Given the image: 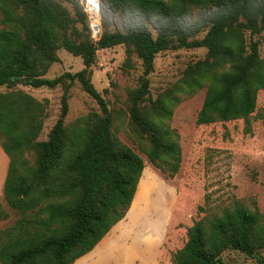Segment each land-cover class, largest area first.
Here are the masks:
<instances>
[{"label":"trees","instance_id":"trees-1","mask_svg":"<svg viewBox=\"0 0 264 264\" xmlns=\"http://www.w3.org/2000/svg\"><path fill=\"white\" fill-rule=\"evenodd\" d=\"M68 1L72 10L61 0H0V88L7 87L0 91V138L9 157L3 196L19 214L12 225L0 227V264H74L130 209L145 162L117 136L108 103L92 81L99 49L124 45L127 65L132 54L142 60L144 75L132 95V123L151 141V148L143 149L150 160L170 176L180 168L182 150L178 134L166 122L181 94L207 87L198 124L249 123L264 89L261 41L253 38L264 31V0H101L104 25L107 11H129L155 18L157 33L147 27L105 28L96 41L80 0ZM192 7L208 10L197 30L205 31L202 36L181 22ZM198 47L206 48L207 56L190 64L150 107L143 104L157 54ZM60 48L80 56L84 67L47 77L51 65L60 61ZM76 82L101 112L67 124ZM20 85L63 88L60 115L47 139L40 135L48 100ZM1 206L0 222L10 215ZM230 251L264 264V211L235 202L221 214L204 216L189 227L185 244L172 259L174 264H236L226 256Z\"/></svg>","mask_w":264,"mask_h":264},{"label":"rangeland","instance_id":"rangeland-1","mask_svg":"<svg viewBox=\"0 0 264 264\" xmlns=\"http://www.w3.org/2000/svg\"><path fill=\"white\" fill-rule=\"evenodd\" d=\"M61 1L73 9L70 1ZM91 3L96 4V0ZM89 8L93 9L90 3ZM208 16V10L192 7L181 22L191 33L202 36L205 31L197 34V30L203 28ZM105 21L104 25L101 20L102 32L105 28L126 31L147 27L154 35L157 33L155 18L129 11H107ZM246 36L249 40L250 34ZM253 38L261 41L263 56L264 31ZM58 55L60 61L51 65L47 77H56L64 71L77 72L84 67L80 56L64 48L58 50ZM206 56L204 47L158 53L148 75L149 93L143 104L150 107L151 101L172 89L190 64ZM126 60L124 45L99 49L91 78L108 103L117 136L143 158L145 167L127 215L74 264H174L173 253L185 244L188 229L197 220L221 214L235 202L251 210L264 211V89L258 93L257 108L249 123L235 119L198 124L207 87L190 96L181 94L171 120L166 122L178 134L182 150L180 168L170 176L150 160L143 149H150L151 141L132 123V95L140 87L144 65L136 54H132L130 65ZM20 87L39 100H48L49 113L40 135L41 140L47 139L60 115L63 88ZM6 90L5 86L0 88V91ZM93 111L101 112L98 102L76 82L71 88L66 123L71 124ZM8 165L9 157L0 138V184ZM0 202L10 214L0 222V227L4 228L12 225L19 214L4 199L3 190ZM226 256L236 264H259L256 259L235 251L227 252Z\"/></svg>","mask_w":264,"mask_h":264},{"label":"built area","instance_id":"built-area-1","mask_svg":"<svg viewBox=\"0 0 264 264\" xmlns=\"http://www.w3.org/2000/svg\"><path fill=\"white\" fill-rule=\"evenodd\" d=\"M80 3L87 14L93 38L98 40L102 34L101 0H96V4H92L91 0H81ZM89 3L93 9L89 8Z\"/></svg>","mask_w":264,"mask_h":264},{"label":"crops","instance_id":"crops-1","mask_svg":"<svg viewBox=\"0 0 264 264\" xmlns=\"http://www.w3.org/2000/svg\"><path fill=\"white\" fill-rule=\"evenodd\" d=\"M5 177H6V172H4V175L1 179V184H0V193H2V190H3V183H4V180H5Z\"/></svg>","mask_w":264,"mask_h":264}]
</instances>
